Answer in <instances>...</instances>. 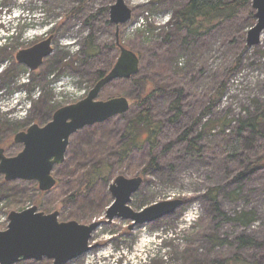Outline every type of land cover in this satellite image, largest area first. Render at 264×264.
Masks as SVG:
<instances>
[{"label": "rangeland", "instance_id": "1", "mask_svg": "<svg viewBox=\"0 0 264 264\" xmlns=\"http://www.w3.org/2000/svg\"><path fill=\"white\" fill-rule=\"evenodd\" d=\"M115 1L0 0V147L8 157L18 155L24 148L15 141L18 132L33 124L44 126L56 110L84 99L97 82L92 80L94 71L108 68L112 57L115 64L120 54L117 39L138 54L140 71L151 64L146 71L167 86L170 94L163 93L160 103L178 96L172 89L183 90L181 119L168 122L171 112L166 108L156 148L145 133L140 134L143 145L124 159L117 153L125 140L122 114L79 129L70 137L65 160L53 168L57 183L51 190H40L37 181H7L0 174V230L8 229L12 211L35 205L45 214L59 211L61 222L103 221L92 233L93 248L66 264H219L236 254L264 263L263 248L238 241V237L264 241V136L249 131L235 158L222 149L242 122L264 113V33L253 47L246 41L257 22L253 0H246L249 9L205 35L181 32L178 37L172 35L173 12L186 0H125L133 16L120 26L118 35L110 22ZM49 37L53 52L38 69L17 61L20 50ZM90 38L99 46L93 65L85 61ZM171 45L176 46L173 54L168 52ZM153 55L171 65L167 76L151 69L158 68ZM133 76L110 82L97 100L124 96L132 107L139 90ZM223 85L224 95L213 103ZM260 158L259 168L242 176ZM104 160L113 164L109 180H104L109 171L103 167V180L87 184L85 191L70 198L81 189L89 169L100 167ZM118 175L143 177L129 203L136 211L165 200L184 202L175 212L132 229L131 219L109 221L106 212L114 201L110 185ZM213 188H218L215 197ZM245 211L255 213L249 225L233 219ZM14 264H53V260Z\"/></svg>", "mask_w": 264, "mask_h": 264}, {"label": "water", "instance_id": "2", "mask_svg": "<svg viewBox=\"0 0 264 264\" xmlns=\"http://www.w3.org/2000/svg\"><path fill=\"white\" fill-rule=\"evenodd\" d=\"M254 17L257 22L247 33V45L253 47L261 42L264 33V0H253ZM133 16V9L125 0H116L110 7V22L116 25L117 35L122 24ZM118 38V37H117ZM120 54L108 73L92 87L88 95L73 104L56 110L53 118L44 126L31 125L26 131L18 132L16 142L24 148L16 156L8 157L0 147V174L7 181L23 179L37 181L42 191L51 190L57 180L52 175L56 164L65 160L70 137L79 129L104 122L116 115L126 113L131 108L127 97L118 96L107 100H97L102 89L119 78H130L140 71V58L136 52L123 46L119 39ZM53 52L52 37L20 50L16 58L31 70L38 69L44 59ZM143 183V177L128 178L118 175L110 185L114 197L108 207L106 217L131 219L132 229L137 224L157 220L173 213L183 204L182 199L165 200L134 210L129 203L131 196ZM59 211L45 214L37 206L9 214L8 229L0 230V264H14L21 260H53V264H66L93 248L89 244L94 230L102 220L82 224L76 220L59 221Z\"/></svg>", "mask_w": 264, "mask_h": 264}, {"label": "trees", "instance_id": "3", "mask_svg": "<svg viewBox=\"0 0 264 264\" xmlns=\"http://www.w3.org/2000/svg\"><path fill=\"white\" fill-rule=\"evenodd\" d=\"M246 7L249 9L251 7L250 2L246 0H186L175 8L173 12V24L175 25V32L172 35L178 37L181 32H186L188 34L205 35L206 33L218 28V26L232 20L238 16V14ZM174 37V36H171ZM179 40V38L177 39ZM174 44V43H172ZM157 46L152 45L155 49ZM176 51V46L171 45L168 52L173 54ZM99 52V46L93 44L92 39H89V43L86 49L85 61L89 62L91 65L95 64V57ZM152 59L156 61L157 67L151 68L157 69V72L161 75L167 76L166 70L171 67L164 61L157 59L153 55ZM115 58L108 62V68H111L114 64ZM238 63V62H236ZM152 66L151 64H146L144 70L140 71L138 75L131 78L132 82L139 86V90L136 96L132 98V107L127 112L121 115V119L124 120V137L125 140L123 144L117 148V153L121 159L127 158L131 152L136 147H141L143 141H140L139 135L145 133L146 140L151 144L152 149L156 148L157 140L163 133L165 128L164 111L170 110L171 115L167 118L170 123H177L182 117V102L181 96L183 90L181 88H174L173 91L178 93V96L169 98L164 103H160L159 100L163 93L170 94L166 89L165 84L160 83L159 76L154 73L146 71V68ZM106 67V66H105ZM98 68L94 71L93 82L99 80L105 75L108 68ZM167 79H170L166 77ZM169 84V83H168ZM225 93V86H221L214 94L213 103L221 99ZM161 96V97H160ZM160 97V98H159ZM167 108V109H166ZM209 111L207 108L203 114ZM163 118H161V117ZM264 120V113L258 117L249 119L242 122L241 126L237 129L234 136L228 139L223 144V151L229 157H237L241 151L244 149L246 134L249 131H256L260 136H264L263 130H261V124ZM197 121V120H196ZM213 124V122H211ZM208 126V124H206ZM263 158L258 159L255 163L249 165L247 170L243 172L242 176L246 173L252 172L257 166V164L262 162ZM153 161H150V164ZM103 167H108L109 176L104 178V180H109L113 164L104 160L101 166L92 167L89 172L85 175L83 180V185L81 189L76 191L70 198L78 195L81 191H85L87 184L93 183L94 181L103 178L102 169ZM216 190L218 188H213L211 190L213 196L216 195ZM233 218V217H231ZM234 220L240 221L244 225H249L255 221V213L252 211H245L237 214ZM238 241L242 246H248L250 248H263L264 241H258L255 239L247 237H238ZM223 242V241H222ZM219 264H264L259 260H248L241 254H236L232 257L223 259Z\"/></svg>", "mask_w": 264, "mask_h": 264}]
</instances>
